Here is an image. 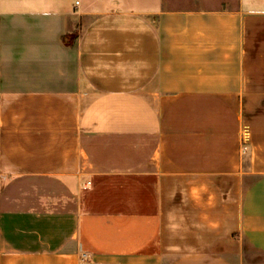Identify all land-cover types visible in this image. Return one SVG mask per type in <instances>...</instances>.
<instances>
[{
    "label": "crops",
    "instance_id": "0c3cea01",
    "mask_svg": "<svg viewBox=\"0 0 264 264\" xmlns=\"http://www.w3.org/2000/svg\"><path fill=\"white\" fill-rule=\"evenodd\" d=\"M0 264H264V0H0Z\"/></svg>",
    "mask_w": 264,
    "mask_h": 264
},
{
    "label": "rangeland",
    "instance_id": "374dc122",
    "mask_svg": "<svg viewBox=\"0 0 264 264\" xmlns=\"http://www.w3.org/2000/svg\"><path fill=\"white\" fill-rule=\"evenodd\" d=\"M247 151H248L247 145L246 144H243L242 147H241V152L242 153H247ZM244 163H246V160H245ZM244 168H245V165H244ZM256 170H257V167H256V164H255L253 166V168H251V171L256 172ZM255 180H256V175L251 174V179H250V185L251 186L253 185V183L255 182Z\"/></svg>",
    "mask_w": 264,
    "mask_h": 264
},
{
    "label": "trees",
    "instance_id": "16d2710c",
    "mask_svg": "<svg viewBox=\"0 0 264 264\" xmlns=\"http://www.w3.org/2000/svg\"><path fill=\"white\" fill-rule=\"evenodd\" d=\"M73 39H74V35L63 36V42L65 43V45H70Z\"/></svg>",
    "mask_w": 264,
    "mask_h": 264
}]
</instances>
